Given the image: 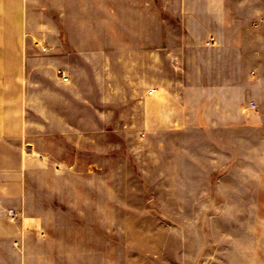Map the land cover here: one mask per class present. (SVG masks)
Instances as JSON below:
<instances>
[{
	"label": "rangeland",
	"instance_id": "374dc122",
	"mask_svg": "<svg viewBox=\"0 0 264 264\" xmlns=\"http://www.w3.org/2000/svg\"><path fill=\"white\" fill-rule=\"evenodd\" d=\"M43 5L71 26L64 37L95 44V0ZM43 69L71 77L58 87L67 103L53 98L48 119L31 129L26 152L36 159L21 178L15 220H47L39 231L53 236L95 234V248L113 243L128 264H251L253 244H264V152L254 154L251 130L239 139L234 131L156 129L144 96L111 95L106 64L68 59ZM166 70L179 77L177 89L193 83L188 64ZM144 89L150 95L155 80Z\"/></svg>",
	"mask_w": 264,
	"mask_h": 264
},
{
	"label": "crops",
	"instance_id": "0c3cea01",
	"mask_svg": "<svg viewBox=\"0 0 264 264\" xmlns=\"http://www.w3.org/2000/svg\"><path fill=\"white\" fill-rule=\"evenodd\" d=\"M44 2L0 0V264H128L113 243L95 248V234L53 236L39 231L47 220H15L21 178L36 159L26 152L31 129L48 119L53 98L67 103L68 91L58 87L71 81L43 65L106 64L111 95L144 96L155 106L156 129L234 131L239 139L251 130L254 154L263 153L256 145L264 146V0H95V44L64 37L71 26L48 15ZM182 63L193 83L175 93L179 77L166 66ZM149 79L152 95L144 89ZM251 264H264V244H253Z\"/></svg>",
	"mask_w": 264,
	"mask_h": 264
},
{
	"label": "built area",
	"instance_id": "2783aa9c",
	"mask_svg": "<svg viewBox=\"0 0 264 264\" xmlns=\"http://www.w3.org/2000/svg\"><path fill=\"white\" fill-rule=\"evenodd\" d=\"M214 39H215V38L212 37V40H214ZM63 80H64V81H68V80H69V76L63 74ZM154 92H155V89H150V90H149V93H150V94H154ZM252 106H253L254 108H256V107H257V103L252 102Z\"/></svg>",
	"mask_w": 264,
	"mask_h": 264
}]
</instances>
